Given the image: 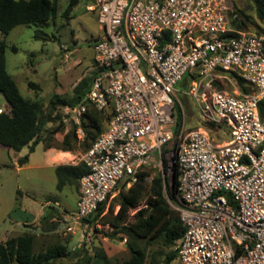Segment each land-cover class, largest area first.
<instances>
[{
  "label": "built area",
  "instance_id": "obj_1",
  "mask_svg": "<svg viewBox=\"0 0 264 264\" xmlns=\"http://www.w3.org/2000/svg\"><path fill=\"white\" fill-rule=\"evenodd\" d=\"M87 7L101 31L96 73L64 111L79 138L88 110L110 106L112 114L80 156L87 172L75 210L62 214L65 231L89 245L87 218L118 183L130 186L150 168L163 176L172 157L185 227L176 241L180 264H264V35L236 30L226 0H94ZM229 70L251 91L240 92ZM187 72L195 74L188 93L201 120L227 128L222 141L204 127L187 128L184 116L172 128L175 85ZM224 79L236 90L218 87Z\"/></svg>",
  "mask_w": 264,
  "mask_h": 264
},
{
  "label": "rangeland",
  "instance_id": "obj_2",
  "mask_svg": "<svg viewBox=\"0 0 264 264\" xmlns=\"http://www.w3.org/2000/svg\"><path fill=\"white\" fill-rule=\"evenodd\" d=\"M56 14L45 22L18 24L14 26L6 35L7 44L5 51V61L7 71L16 82L21 94L32 100H39L43 103L45 110L51 112L55 120L44 124L43 134H48L52 129L58 127L60 122L64 123L62 134L66 133L71 127V121L64 111V105L56 104L51 106V99L64 98L72 100L75 97V87L84 80L82 90L90 84L96 73L94 64L95 49L94 44L100 36V27L96 19V12L89 10L87 6L94 3V0H78L68 15L62 14L68 5V0H55ZM233 8L237 7L252 23L264 27V20L256 16L252 0H226ZM42 30L51 37L48 40L34 38L35 30ZM3 35L0 32V38ZM11 46H15L13 50ZM38 84V88L29 87L28 82ZM218 87L227 90H236L232 83L222 80ZM190 87V78L188 73L183 75L176 83V101L173 109L174 123L173 129L178 128L182 116H184L185 126L204 127L210 130L212 137L216 142L222 141L228 137L226 127L216 129L201 120V111L197 101L188 93ZM0 108L6 110L8 104L2 94H0ZM106 109H110V106ZM108 110L97 113L101 119L102 127L106 125ZM65 131V132H64ZM77 138V146L84 150L83 145L87 143L86 139ZM173 142L169 143L167 150ZM42 145L39 143L33 151L29 146H24L20 151L13 149L0 148V239L5 235H18L25 231H34L39 234L36 237L34 251L43 250L52 244H64L66 249L74 251L82 247V242L78 234L65 233V223L60 215L53 222L29 224L24 226L23 222L37 218V212L41 209L42 202L47 197L60 198L62 205L68 203L73 208L71 202L70 188H66L62 193L56 189V179L51 169L37 168L35 165L42 162ZM28 155L29 163L27 166L17 169L18 163L15 156L23 157ZM15 163V166H13ZM154 169V168H151ZM173 161L172 157L166 161V170L163 176L167 177L168 183L173 180ZM151 171V176L156 173ZM161 173V171L159 170ZM150 181V180H148ZM76 188L80 187V182L74 183ZM129 186L126 181H120L115 190L109 195L104 204V209L96 218L98 232L93 231V241L89 246L86 256H92L98 250H102L110 259L111 264H119L130 256L128 244L140 248L145 252L144 264H149L150 257L155 255L160 257L161 263L164 264V255L171 250H177V243L171 247H166L162 243V238L145 239L128 235L120 229L115 235H112L113 228L110 227L108 219L112 217L119 209V192L125 191ZM164 197L171 209L178 211L177 195L175 199L169 196L172 186L164 187ZM146 195L143 196L136 207L128 211L127 222L133 219V214L144 206ZM66 206V205H65ZM55 208L60 210L59 204L54 201L51 206L45 208L42 214L48 216L50 211ZM75 210V208L73 209ZM67 213L66 211H64ZM56 223L55 233H50L54 229L50 226ZM93 226V224H90ZM39 227V229H37ZM37 229V230H36ZM177 241V240H176ZM84 261V251L78 257L67 256L53 260L50 264H75ZM13 264H17L14 262ZM170 264H180L177 257Z\"/></svg>",
  "mask_w": 264,
  "mask_h": 264
},
{
  "label": "trees",
  "instance_id": "obj_3",
  "mask_svg": "<svg viewBox=\"0 0 264 264\" xmlns=\"http://www.w3.org/2000/svg\"><path fill=\"white\" fill-rule=\"evenodd\" d=\"M256 16L260 20H264V0H252ZM78 3V0H68V5L62 12L68 15L73 7ZM226 15L230 24L238 31H250L259 35H264V27L252 23L250 18L246 16L237 7L233 8L232 5L227 3ZM56 14V1L55 0H0V32L3 37L0 38V94H2L8 104V108L0 112V145L20 151L24 146H29L30 151H33L35 146L43 143L46 147L55 146L64 150H73L79 148L77 146L76 125L72 127L63 135L62 140L58 141L55 134L64 130V123L61 121L58 127L52 129L48 134H43L44 124L52 122L55 117L51 112H47L42 102L39 100H32L24 97L19 88L7 71L5 61L6 41L5 35L18 24L41 23L45 22ZM34 38L48 40L51 37L48 33L42 30H35ZM16 50L15 46H11ZM234 81L239 91L247 93L251 91V86L234 71H225ZM191 79L195 77L192 72H187ZM92 81V80H91ZM90 81V83H91ZM84 80H81L75 87L74 93L76 94L72 100L57 97L51 99L52 108L58 105L77 104L90 84L85 90H82ZM29 87L38 88V84L28 82ZM108 110V118L111 117V109H90L86 112V119L82 121L84 129L83 140L86 139L87 143L83 145L86 150L95 137L105 128L102 127L101 119L97 113L105 112ZM259 112L264 116V98L259 102ZM180 121H177V124ZM83 150V151H84ZM28 160V155L18 159L19 165L24 164ZM157 172L151 176L150 181L146 179L151 175V171ZM164 170H166V161H164ZM57 176V189L63 186L80 182L81 176L87 172L86 165L79 161L75 165H59L56 167ZM178 183V170L177 166H173V183L172 191H169V196L175 199L176 186ZM164 187L169 188L167 177L162 176L159 169H146L138 174V178L134 181L125 191L119 192V209L117 212L108 219V223L113 228L112 235L119 232L120 229L124 230L126 234L133 235L138 238L157 239L162 238V243L166 247H171L175 244L176 240L183 235L184 224L180 218V213L171 209L164 197ZM146 195L144 206L139 208L134 214L133 219L127 222L128 211L132 207H136L140 199ZM228 199L232 202L230 195ZM107 200V199H106ZM106 200L100 203L96 211L87 218L90 224H93L94 231L98 232L96 218L104 209ZM178 203V201H177ZM47 216L43 215L40 222L44 223ZM56 223L51 225L47 230L55 229ZM36 235L30 232H24L18 235L8 237L5 241L0 242V264H50L53 260L72 256L78 257L84 251L83 264H111L110 259L105 255L102 250H97L92 256H86V252L91 245L82 242V247L74 251L66 249L64 244H52L43 250L34 251V244ZM130 256L120 262L119 264H144L145 252L128 244ZM159 254L164 255V264L170 262L177 257V250L169 252L160 251ZM79 261L75 264H81ZM160 257L152 255L149 264H160Z\"/></svg>",
  "mask_w": 264,
  "mask_h": 264
},
{
  "label": "crops",
  "instance_id": "obj_4",
  "mask_svg": "<svg viewBox=\"0 0 264 264\" xmlns=\"http://www.w3.org/2000/svg\"><path fill=\"white\" fill-rule=\"evenodd\" d=\"M72 123V122H71ZM107 124V122H106ZM65 132V131H64ZM65 133L62 134V132H57L55 134V138L60 141L63 138V135ZM42 145L43 151H42V162L39 164H36L35 166L37 168H42V169H51L54 175V178L56 179V184H57V176H56V167L59 165H75L80 161V156L83 152V150H81L80 148H76L73 150H64V149H60L57 148L55 146H48L46 147L43 143H40ZM0 148H5V149H11V148H6L2 145H0ZM20 158V156H15V160L18 163V159ZM29 163V160H27V162H25L22 165L17 166V169H20L21 167L27 166ZM0 164H4L3 162ZM13 166H15V163H13ZM56 186V185H55ZM66 188H70L71 191V202H72V206L73 208H70L68 205V203L62 205L60 202V198L56 197V198H50L47 197L45 199L44 202H42V206L41 209L39 210V212H37V218H33L30 221H26L23 222L24 226H29V224H37L42 216V214L45 212V208L47 206H51L52 202L54 201L56 204H59L60 206V210L59 209H55L53 208L50 213L47 216V222H53L55 220H57V218L60 217V215H62L63 213L69 212V211H73V209L76 207V201L78 199V195H79V188H76L75 185L71 184H67L65 186H63L61 189H56L62 193L64 190H66ZM66 205V206H65ZM37 229H39V227H37ZM36 229V230H37ZM25 232H30L33 233L37 236H39V234L35 233L34 231L30 230V231H25ZM55 233V229L53 231H51L50 233ZM24 233V232H22ZM53 233V234H54ZM65 233H70V232H65ZM72 234H77V233H72ZM13 235H5L4 238L0 239V242L5 241L8 237H11ZM80 238V237H79Z\"/></svg>",
  "mask_w": 264,
  "mask_h": 264
},
{
  "label": "water",
  "instance_id": "obj_5",
  "mask_svg": "<svg viewBox=\"0 0 264 264\" xmlns=\"http://www.w3.org/2000/svg\"><path fill=\"white\" fill-rule=\"evenodd\" d=\"M173 180L170 182V186H172Z\"/></svg>",
  "mask_w": 264,
  "mask_h": 264
}]
</instances>
